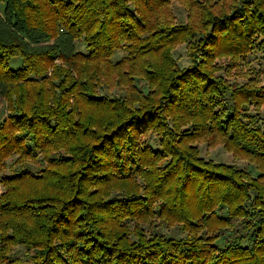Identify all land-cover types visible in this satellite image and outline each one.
<instances>
[{
    "label": "trees",
    "instance_id": "1",
    "mask_svg": "<svg viewBox=\"0 0 264 264\" xmlns=\"http://www.w3.org/2000/svg\"><path fill=\"white\" fill-rule=\"evenodd\" d=\"M1 1L0 95L9 113L0 161L41 155L45 164L2 178L9 243L36 248V264H264V133L245 109L264 104V85L251 78L227 87L211 73L219 57L236 67L252 46L264 51V0H177L185 25L175 23L171 0ZM196 35L192 68L180 69L170 52ZM78 39L86 52L75 50ZM116 50L124 55L113 61ZM201 140L258 175L205 163L193 145ZM236 217L253 244L237 235L220 246ZM160 225L187 235L167 236Z\"/></svg>",
    "mask_w": 264,
    "mask_h": 264
},
{
    "label": "rangeland",
    "instance_id": "2",
    "mask_svg": "<svg viewBox=\"0 0 264 264\" xmlns=\"http://www.w3.org/2000/svg\"><path fill=\"white\" fill-rule=\"evenodd\" d=\"M218 0H211V2H215ZM238 5L240 1L237 0ZM171 10L175 17L176 24L185 25L187 23V9L180 4L177 0H171L170 2ZM5 8V3L0 0V14L3 16V10ZM200 38L199 35H196L195 38L188 39L187 42H182L176 45L171 50V56L176 62L177 66L180 69H187L192 68L193 59L189 56V44L194 43L196 39ZM26 41V38H24ZM28 42V41H26ZM31 43V42H28ZM54 43V39H47V40H39L34 47L44 48L47 46H51ZM75 45L74 48L76 51L86 52L85 43L82 39H78L74 41ZM124 55L122 50H116L112 56L113 61H117L120 57ZM196 61L199 60V56L197 53L194 54ZM236 67L230 63V58L228 57H219L218 59L214 60L215 71H211L215 76L221 78L225 85L228 86H238L247 82V80L253 78L256 79L255 82L257 85L263 86L264 85V51L259 47L252 46L246 56V59L242 61L240 57L236 58ZM21 60L19 58H14L10 60V68L16 69L18 68ZM57 63H59L57 61ZM229 64V65H228ZM234 67V68H233ZM143 81H136V86L143 89L145 85ZM145 90V89H143ZM101 93H103L101 91ZM224 97H226V101H229V92H223ZM112 95L117 94L116 91L111 93ZM248 105L245 106L246 114L251 116L254 121V125L260 129L264 133V104L256 105L253 103H247ZM9 102L7 98L3 95H0V123L7 118L9 113ZM150 141L152 144H157V139L155 136L151 135ZM197 151V157L202 159L205 163H211L215 166H230L233 168H237L239 170H243L245 173L250 175L251 177H255L258 175L257 168L249 163V161L245 159H240L236 157L231 151L225 148L222 144L219 143H207L204 140L195 141L193 144ZM17 154H12L6 157L4 160L0 161V200L3 194L6 192V186L2 182V178L6 176L8 173L12 171L21 169L20 167L29 165V167L34 168L37 170L41 166L45 165L43 162V158L41 155L38 156L37 160H26L24 163L19 162ZM253 191L250 192L252 195ZM250 204V203H247ZM216 212L218 214L226 215L227 209L224 206L216 207ZM157 220V219H156ZM134 224V223H133ZM132 224H130L131 226ZM246 221H244L240 217H236L232 220V226L225 231L220 233L221 237L218 240L220 246H223L226 241L231 239L232 237L239 235L241 243L244 245L253 244V236L252 231L250 228L247 227ZM158 230L157 232H161L167 236H172L175 238H182L186 237V233L179 229L178 226H155ZM151 229L150 223L143 225V230ZM11 230L6 228L2 221L0 220V264H36L41 261L37 252H39L36 248H30L28 246L22 244H15L9 243L11 239ZM238 237V236H237ZM130 238L133 239V235H130ZM7 242L4 247L1 245V242ZM4 250H1V249ZM61 255L66 256L68 252H60Z\"/></svg>",
    "mask_w": 264,
    "mask_h": 264
}]
</instances>
